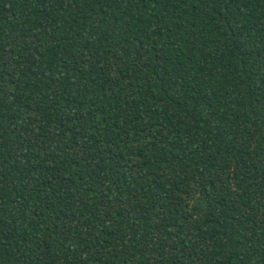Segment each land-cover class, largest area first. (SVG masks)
<instances>
[{
  "label": "trees",
  "instance_id": "obj_1",
  "mask_svg": "<svg viewBox=\"0 0 264 264\" xmlns=\"http://www.w3.org/2000/svg\"><path fill=\"white\" fill-rule=\"evenodd\" d=\"M0 264H264V0H0Z\"/></svg>",
  "mask_w": 264,
  "mask_h": 264
}]
</instances>
